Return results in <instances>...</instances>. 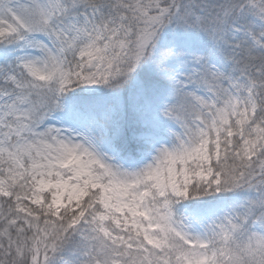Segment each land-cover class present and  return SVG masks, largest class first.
I'll list each match as a JSON object with an SVG mask.
<instances>
[{
    "label": "snow or ice",
    "instance_id": "6c2138e0",
    "mask_svg": "<svg viewBox=\"0 0 264 264\" xmlns=\"http://www.w3.org/2000/svg\"><path fill=\"white\" fill-rule=\"evenodd\" d=\"M0 264H264V0H0Z\"/></svg>",
    "mask_w": 264,
    "mask_h": 264
},
{
    "label": "trees",
    "instance_id": "16d2710c",
    "mask_svg": "<svg viewBox=\"0 0 264 264\" xmlns=\"http://www.w3.org/2000/svg\"><path fill=\"white\" fill-rule=\"evenodd\" d=\"M105 95L106 91L103 89H96L95 91H92L90 89L79 88L73 93H69V99L90 98L93 100L102 101Z\"/></svg>",
    "mask_w": 264,
    "mask_h": 264
},
{
    "label": "rangeland",
    "instance_id": "374dc122",
    "mask_svg": "<svg viewBox=\"0 0 264 264\" xmlns=\"http://www.w3.org/2000/svg\"><path fill=\"white\" fill-rule=\"evenodd\" d=\"M53 124L55 126H63V127H68L69 126L67 122H64L63 124H61L59 120L54 121Z\"/></svg>",
    "mask_w": 264,
    "mask_h": 264
}]
</instances>
